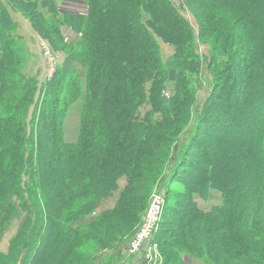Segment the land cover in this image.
Returning <instances> with one entry per match:
<instances>
[{"label": "trees", "instance_id": "1", "mask_svg": "<svg viewBox=\"0 0 264 264\" xmlns=\"http://www.w3.org/2000/svg\"><path fill=\"white\" fill-rule=\"evenodd\" d=\"M86 2L0 0V264H93L163 188L165 264H264V0ZM15 14L65 55L52 77Z\"/></svg>", "mask_w": 264, "mask_h": 264}, {"label": "rangeland", "instance_id": "2", "mask_svg": "<svg viewBox=\"0 0 264 264\" xmlns=\"http://www.w3.org/2000/svg\"><path fill=\"white\" fill-rule=\"evenodd\" d=\"M183 1L185 2V0H183ZM195 1H197V3H199V4L204 3V0H195ZM86 4H87V2H86ZM186 16L190 18L192 24L197 28V25L195 24L196 21L194 20L193 15H191V13L188 12L186 14ZM65 27H67V25ZM22 32H23V34H25V28L22 29ZM25 36H26V40L28 42H30V38L26 34H25ZM71 40L72 39H69L68 42H70ZM33 43H35V42H33ZM30 45H31L32 50L34 52H36L37 55L39 56L37 58V64L38 65H37L36 69H39V70L42 69L44 71V75L47 76V71H46L47 67H48L47 63L45 62L44 58H42V56L39 55V49H38L37 45H33V44H30ZM200 49H201V51L205 50L204 52H206V53L208 52V46L206 44H200ZM163 52H164V56L167 58L168 56H170L173 53V49L168 45H164L163 46ZM53 53H54L55 57L57 58L56 60H58V63H61L62 60L64 59L65 55L63 53H56L54 51H53ZM39 70H38V73H39ZM48 74H49V69H48ZM166 93H169V95H170L169 90L164 91V96L167 95ZM203 95H205V90H202V92H200L201 99H203ZM82 106H83V103L81 101H79V102L73 104L69 108V111L67 114V119H66V122L64 125V127H65V138L68 142L75 141L77 136H78L79 123H80V113L82 110ZM242 161H244V159ZM178 179L182 181L183 178L181 179V177H178ZM158 184L159 183H157V185ZM159 186H161V184ZM153 192H152L151 196L149 197L146 211L142 214L141 221L136 226L135 231L132 233H128L122 239L118 240L117 241L118 243L114 246L106 247V248H97V250L94 252L95 261L93 262V264H106V262L108 263L109 261L110 262L112 261L113 264H154V263H148V262L144 261L142 255L133 256L136 254H129L130 253L129 251H130V248H131L133 241L135 240V238L137 237V235L141 231V229L145 226V222H146L145 217H146V214L148 211L147 209H149L151 200L155 194H158V193L153 194ZM158 192L163 193V195L165 197V195L167 194V188H163L161 191H158ZM208 196H210V194H208ZM194 197H196V200H199L201 198L197 195H195ZM115 201H116V197L110 198L106 202L105 206L110 207L114 204ZM214 201H215V199L212 197V194L208 199L202 200V202L203 203L205 202L206 205H208L209 202L213 203ZM218 202H221V200L218 199L217 203ZM164 206H165V204H164ZM163 209H164V207H163ZM161 220H162V213H161V216L159 217L158 223L154 227V233H153L152 241L153 240L163 241L164 239L168 238V234L164 233V229L168 228L169 226L160 224ZM261 220L264 221V210H263V213L261 214ZM5 232L6 233H5L4 237L1 239V243H0V250L4 253H6L8 250L9 241L15 235L16 228L13 227L10 230H6ZM155 246H156L155 251L158 252V254L161 258L160 264L161 263L165 264L164 256L160 253V249L157 247V244H155ZM167 250L173 251L171 249V247H168ZM175 261H176V258L174 256H172L171 259H169V263H171V264L175 263ZM182 262L184 264H206L203 261H201L200 259H198L197 257L190 256V255H183ZM178 263L179 262L177 261L175 264H178Z\"/></svg>", "mask_w": 264, "mask_h": 264}, {"label": "built area", "instance_id": "3", "mask_svg": "<svg viewBox=\"0 0 264 264\" xmlns=\"http://www.w3.org/2000/svg\"><path fill=\"white\" fill-rule=\"evenodd\" d=\"M39 49L48 65L49 76L52 77L57 69V58L55 57L53 51L48 46L44 40L39 41ZM169 95V93H166ZM165 204V197L163 193L155 194L151 200L149 209H147V214L145 217V226L138 233L137 237L133 241L130 253L136 254L133 256H143V260L148 263L160 264V256L157 251H155L156 246L152 241L154 227L159 221V217L163 212V207Z\"/></svg>", "mask_w": 264, "mask_h": 264}, {"label": "crops", "instance_id": "4", "mask_svg": "<svg viewBox=\"0 0 264 264\" xmlns=\"http://www.w3.org/2000/svg\"><path fill=\"white\" fill-rule=\"evenodd\" d=\"M55 2L58 7V10L61 13H72L80 15H86L87 13V4L85 0H55ZM15 16H17L16 18L22 23L23 27L25 28V34L30 38V42H28L26 39L25 41L28 43L31 51L37 56V53L32 50L30 44L36 45L39 42L40 37L31 30L29 22L26 19H24L21 15L15 14ZM65 26L62 27V31L66 40L69 41V39H77L80 34L71 27ZM204 205H206V203H204Z\"/></svg>", "mask_w": 264, "mask_h": 264}, {"label": "water", "instance_id": "5", "mask_svg": "<svg viewBox=\"0 0 264 264\" xmlns=\"http://www.w3.org/2000/svg\"><path fill=\"white\" fill-rule=\"evenodd\" d=\"M169 78L171 81H175V79H176V71L175 70H170ZM167 99H168V96L167 95L164 96V100L167 101Z\"/></svg>", "mask_w": 264, "mask_h": 264}]
</instances>
